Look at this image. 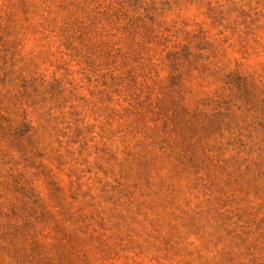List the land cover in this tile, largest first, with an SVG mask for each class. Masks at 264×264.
I'll use <instances>...</instances> for the list:
<instances>
[{
	"label": "clouds",
	"instance_id": "9594fccd",
	"mask_svg": "<svg viewBox=\"0 0 264 264\" xmlns=\"http://www.w3.org/2000/svg\"><path fill=\"white\" fill-rule=\"evenodd\" d=\"M0 17V264H264V0H0ZM165 99L177 131L154 118ZM101 210L108 228L82 230Z\"/></svg>",
	"mask_w": 264,
	"mask_h": 264
},
{
	"label": "rangeland",
	"instance_id": "374dc122",
	"mask_svg": "<svg viewBox=\"0 0 264 264\" xmlns=\"http://www.w3.org/2000/svg\"><path fill=\"white\" fill-rule=\"evenodd\" d=\"M0 20H4L3 17H0ZM7 24L12 22V17L9 16L7 21H4ZM182 55L187 58L188 53L182 50ZM173 57L180 54H170ZM232 86L236 88L238 92L247 99L253 95L252 87L250 86L249 82L245 78L241 77H234L232 81H230ZM158 110H152L154 118L161 121L160 131L167 133V129L171 126L172 131H177L179 125L184 124L187 118V110L185 109H178L172 102L168 99L161 101L159 105H157ZM169 112L172 113V116H169ZM192 118H196V113H192ZM209 128L212 131H216V121H209ZM26 135V127H22L21 129L17 130V136L20 139ZM111 179V178H109ZM112 184H116L115 180L111 181ZM53 186L55 185V181L51 182ZM12 190L18 195L20 200L29 199L32 203L36 204L37 210L39 215H32V219L37 221L40 224L47 226H51L53 231L58 233V242L59 247L63 251L66 247L74 248L77 247L79 244L78 238L75 235L68 236L67 234L63 233L62 230L59 229V226L55 223L54 220L43 210V207L37 202L36 197L37 195H41L44 193L45 189L43 185L39 186L36 192H33L29 187H27V182L23 179V177H17L16 179L12 180L11 184ZM59 191V189H56ZM22 207V206H21ZM11 217L15 218L17 215L21 214L17 209L13 208L10 209ZM96 213L92 215H85L79 220L82 230H87L93 234L100 232L103 233L110 223H112L113 218L107 214ZM264 225V222H261ZM261 225H258V227ZM3 227V226H0ZM9 229H14L10 231V234L17 237L23 238L26 234V231L30 228V224H25L23 229H17L14 225L9 224L7 226ZM98 238V237H96ZM63 264H74L71 259V255L65 253L63 256Z\"/></svg>",
	"mask_w": 264,
	"mask_h": 264
}]
</instances>
